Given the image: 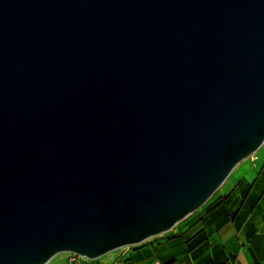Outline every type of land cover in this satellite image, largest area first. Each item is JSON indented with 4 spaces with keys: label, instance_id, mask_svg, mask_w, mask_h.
<instances>
[{
    "label": "water",
    "instance_id": "1",
    "mask_svg": "<svg viewBox=\"0 0 264 264\" xmlns=\"http://www.w3.org/2000/svg\"><path fill=\"white\" fill-rule=\"evenodd\" d=\"M264 143V0H0V264L171 230Z\"/></svg>",
    "mask_w": 264,
    "mask_h": 264
},
{
    "label": "crops",
    "instance_id": "2",
    "mask_svg": "<svg viewBox=\"0 0 264 264\" xmlns=\"http://www.w3.org/2000/svg\"><path fill=\"white\" fill-rule=\"evenodd\" d=\"M202 210L199 229L185 249L160 255L158 249L166 247L161 241L123 263L110 257L108 264H264V150ZM179 241L176 235L164 243Z\"/></svg>",
    "mask_w": 264,
    "mask_h": 264
},
{
    "label": "rangeland",
    "instance_id": "3",
    "mask_svg": "<svg viewBox=\"0 0 264 264\" xmlns=\"http://www.w3.org/2000/svg\"><path fill=\"white\" fill-rule=\"evenodd\" d=\"M262 150H264V143L261 145V147L256 152H254L249 157L243 159L240 163H238L236 165V167L229 174V176L227 177L225 182L218 188V190L215 192V194H213V196L202 207H200L195 212H193L192 214L187 216L185 219L178 222L171 230H169L167 232H163V233L155 235V236H152V237L148 238L147 240H145L141 243L126 245V246H123V247L118 248L116 250H113V251L107 253V255L105 254V255L97 258V259H92L91 264H108L110 262V261H108L110 259V257L116 258L115 260L119 263L120 262L123 263L124 261H126V259H128V256L130 254H133L135 252L145 251L146 249L149 250V249H151V247H153V249H156V247H157L156 245H158V247H160L161 245L166 246L165 249L164 248L158 249L159 251H157V252L160 255H161V252L163 254V251H165L167 255L172 256L177 251L185 249L187 242L191 241L193 235L199 229L198 222L200 220L199 217H200L201 213L203 212L202 209L209 203V201H211L216 196H218L220 193H222V191H224V189L228 185H230V183L232 181H234V179L238 176L239 171L241 170V168L244 165L256 161L258 154ZM176 235H178V238L180 240L179 242H175L172 244L164 243L165 241H171L172 242L173 237H175ZM161 241L163 243L160 245ZM66 254L67 253L57 254L47 264H65Z\"/></svg>",
    "mask_w": 264,
    "mask_h": 264
},
{
    "label": "built area",
    "instance_id": "4",
    "mask_svg": "<svg viewBox=\"0 0 264 264\" xmlns=\"http://www.w3.org/2000/svg\"><path fill=\"white\" fill-rule=\"evenodd\" d=\"M65 253H67L65 264H91L92 262V259L75 252H65Z\"/></svg>",
    "mask_w": 264,
    "mask_h": 264
},
{
    "label": "bare ground",
    "instance_id": "5",
    "mask_svg": "<svg viewBox=\"0 0 264 264\" xmlns=\"http://www.w3.org/2000/svg\"><path fill=\"white\" fill-rule=\"evenodd\" d=\"M107 255V254H106Z\"/></svg>",
    "mask_w": 264,
    "mask_h": 264
}]
</instances>
